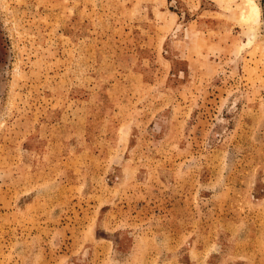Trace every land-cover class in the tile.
I'll return each mask as SVG.
<instances>
[{
    "label": "rangeland",
    "instance_id": "rangeland-1",
    "mask_svg": "<svg viewBox=\"0 0 264 264\" xmlns=\"http://www.w3.org/2000/svg\"><path fill=\"white\" fill-rule=\"evenodd\" d=\"M0 0V264H264V0Z\"/></svg>",
    "mask_w": 264,
    "mask_h": 264
},
{
    "label": "bare ground",
    "instance_id": "bare-ground-1",
    "mask_svg": "<svg viewBox=\"0 0 264 264\" xmlns=\"http://www.w3.org/2000/svg\"><path fill=\"white\" fill-rule=\"evenodd\" d=\"M260 13V6L255 0H243L242 18L244 21L258 24Z\"/></svg>",
    "mask_w": 264,
    "mask_h": 264
}]
</instances>
